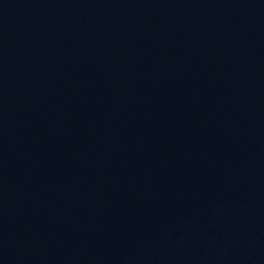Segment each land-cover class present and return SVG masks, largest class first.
I'll list each match as a JSON object with an SVG mask.
<instances>
[{
  "label": "water",
  "instance_id": "95a60500",
  "mask_svg": "<svg viewBox=\"0 0 264 264\" xmlns=\"http://www.w3.org/2000/svg\"><path fill=\"white\" fill-rule=\"evenodd\" d=\"M0 264H264V0H0Z\"/></svg>",
  "mask_w": 264,
  "mask_h": 264
}]
</instances>
